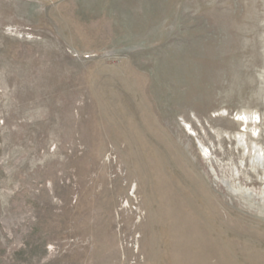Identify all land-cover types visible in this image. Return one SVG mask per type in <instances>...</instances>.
I'll return each instance as SVG.
<instances>
[{"label": "rangeland", "instance_id": "obj_1", "mask_svg": "<svg viewBox=\"0 0 264 264\" xmlns=\"http://www.w3.org/2000/svg\"><path fill=\"white\" fill-rule=\"evenodd\" d=\"M255 144L264 0H0V264H264Z\"/></svg>", "mask_w": 264, "mask_h": 264}, {"label": "bare ground", "instance_id": "obj_2", "mask_svg": "<svg viewBox=\"0 0 264 264\" xmlns=\"http://www.w3.org/2000/svg\"><path fill=\"white\" fill-rule=\"evenodd\" d=\"M246 121V119H243ZM240 140L243 142V145L247 148L246 141L240 138ZM252 152L254 153V159L253 161L255 164H257V167L264 170V160H263V155L264 152L263 150L257 146L256 144L253 145ZM224 185L227 186V189L233 193V194H238L242 195L245 200L249 201H255V202H263L264 203V190L261 192H255L253 190H250L249 188H244V187H235L231 185L227 180H222Z\"/></svg>", "mask_w": 264, "mask_h": 264}]
</instances>
